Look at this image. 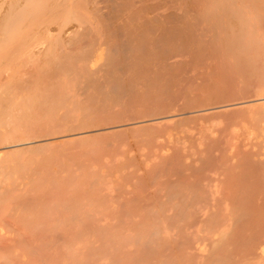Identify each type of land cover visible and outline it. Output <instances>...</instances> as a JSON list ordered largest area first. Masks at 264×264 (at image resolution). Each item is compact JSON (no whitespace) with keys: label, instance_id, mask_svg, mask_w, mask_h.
<instances>
[{"label":"bare ground","instance_id":"bare-ground-1","mask_svg":"<svg viewBox=\"0 0 264 264\" xmlns=\"http://www.w3.org/2000/svg\"><path fill=\"white\" fill-rule=\"evenodd\" d=\"M18 7L0 152L29 157L0 165V264H264V0Z\"/></svg>","mask_w":264,"mask_h":264},{"label":"rangeland","instance_id":"rangeland-1","mask_svg":"<svg viewBox=\"0 0 264 264\" xmlns=\"http://www.w3.org/2000/svg\"><path fill=\"white\" fill-rule=\"evenodd\" d=\"M15 1H16V3H15ZM24 1V0H23ZM23 1H22V3H23ZM14 2V3H13ZM18 2H20L21 3V0H0V20H1V18H3L1 21H0V55H3L4 53H6V52H8V51H10V50H12V47L14 46V45H16L17 43H15V40L17 39V37H16V34H15V32L17 33L18 31H21V32H23V34H26V31H25V29L24 28H22V26L24 25V23H18L17 25H15L13 28H11V31H10V36L8 35V38H6V36H4L3 35V30H1L3 27H2V25H3V22L2 21H4L5 22V20L6 19H9V21L12 23L13 22V24H14V22H15V12H16V9H17V6H19L20 7V5L22 4H20V3H18ZM38 3H40V2H38ZM35 4V5H33V6H31V7H33V9H35L37 12H39V13H42L44 10H45V5H43V4ZM17 4V6H15V5ZM18 4H20V5H18ZM14 7V8H13ZM15 7H16V9H15ZM18 7V8H19ZM13 8V9H12ZM6 9V10H5ZM23 9H25V8H23ZM12 10H14L13 11V13H11L12 12ZM5 13V14H4ZM262 15H264V14H262ZM261 15V16H262ZM73 17V18H72ZM60 21H61V23H64V24H66L67 26L68 25H70V22L71 21H75V19H74V15H72V13H70V15H63V16H61V19H60ZM16 23V22H15ZM42 23V22H41ZM72 23V22H71ZM19 25V26H18ZM38 27H40V25L38 26ZM34 33V30H30V31H27V34H33ZM26 34V35H27ZM29 36V35H28ZM3 37H5L6 38V40H4L3 39ZM36 39L38 40V39H40V37H36ZM17 42V41H16ZM22 51H24V52H26L25 51V49L23 48L22 49ZM26 54V53H25ZM23 52H22V55L20 56V59H19V62L21 61V62H23V63H19L18 65H16L17 67L16 68H18V69H22V66H21V64H24L25 63V60H26V55H25ZM25 58H24V57ZM22 60H24V61H22ZM1 66H0V68L2 67V68H5V69H7L8 71H10L9 70V68L11 67V65L8 63H6V64H0ZM10 66V67H9ZM1 68V71H0V77L1 76H3V74L2 73H6V71L4 70L3 71V69ZM11 69V68H10ZM3 71V72H2ZM260 92V91H259ZM258 94V93H257ZM260 94H264L263 92H260ZM222 117L223 116H221V117H219L218 119H217V121L219 122V121H222L223 122V120L224 119H226V117H223V120H222ZM217 118V117H216ZM215 118V116L213 117V119H216ZM212 119V118H211ZM219 119H221V120H219ZM235 119V118H234ZM227 121H230V119H226ZM210 121H213V120H210ZM216 121V122H217ZM225 121V120H224ZM227 121H226V124H230V126H228V129L230 128L231 129V126L233 127H235V125H234V123L236 124V120H231L232 121V124H231V122L230 123H227ZM234 121V122H233ZM236 121V122H235ZM262 124L264 123V117H262ZM217 122V123H218ZM260 123H261V121H260ZM259 123V124H260ZM210 124H211V126H213L214 125V123L213 122H211V123H209V121L206 123V125H207V128L209 129H207V128H205V129H207L209 132L208 133H212L213 132V130L216 128V129H218V127H216L217 126V124L215 125V128H214V126H213V130L212 129H210L209 127H210ZM222 124V126H224L225 124L224 123H221V122H219L218 123V126H219V128L221 127L220 125ZM224 124V125H223ZM261 124V125H262ZM191 125H193V124H191ZM191 125H189V126H191ZM249 125H250V127L253 125V127L255 126L256 127V129L257 130H255V132H253V130L249 127ZM255 125H254V123L253 122H251V123H249V124H246L245 125V127H244V125L242 126V124L241 125H238L239 127H244L245 129V132L246 131H248L247 133H249L250 132V130H251V132L250 133H256V131H257V133L259 132V133H262V132H264V128H261V127H264V125H260V127H258L259 125L257 124V123H255ZM236 126H237V124H236ZM237 126V129H236V127L233 129L234 131L233 132H238V130L240 129V130H242L243 131V129L242 128H239ZM248 126V127H247ZM187 127H188V125H185L184 127H183V130H182V132L184 131V132H195L196 131V129H195V131H193V130H191V127L193 128L194 126H191V127H188V128H190V130H188L187 129ZM197 127V130L200 128V126L198 127L197 125L195 126V128ZM254 127V128H255ZM239 128V129H238ZM247 128V129H246ZM259 128H261V129H259ZM84 130L85 129H88V128H83ZM204 129V130H205ZM229 129V130H230ZM212 130V131H211ZM216 131V130H215ZM231 131H232V129H231ZM181 132V131H180ZM205 132V131H204ZM218 132V131H217ZM136 133V132H135ZM214 133H216V132H213V134ZM131 134H134V132H132ZM72 139H74V138H72L71 136H67V137H60V138H53V139H51L50 140V142H48V146L47 147H45L42 151L44 152H42V153H40L39 154V156L38 157H43L42 156V154L44 155V156H46L47 154L46 153H51L50 152V150L53 152L54 151V149H59V147L60 148H63V147H66V146H70L69 145V143L70 144H72L70 141H72ZM63 141H66V142H63ZM67 141H69V142H67ZM59 142H60V144H59ZM89 141H87L86 143H88ZM54 144H56V146H57V148H56V146H54ZM59 146H58V145ZM53 145V146H52ZM0 146H2V145H0ZM48 148V149H47ZM54 148V149H53ZM8 150V149H7ZM45 150V151H44ZM2 151L3 152H0V165L1 166H3V165H5V163L7 162V163H9V164H6V166H8V165H11V163L10 162H12V164H13V161L15 160H17V158H16V156H20V157H18V158H20L19 160H22L23 162H27V160L25 161L24 159H26L25 157H27L29 154L27 153V152H22V153H14V154H12V153H8V154H10V155H6V153H5V151H6V148H3L2 149ZM3 153V154H2ZM2 154V155H1ZM46 154V155H45ZM48 154V155H49ZM27 155V156H26ZM3 158H2V157ZM8 156H15V158L13 157H8ZM29 157V156H28ZM108 157H110L111 158V156H108ZM105 158H107V156L105 157ZM105 158L103 159V160H105ZM2 159V160H1ZM5 159V160H4ZM28 159V158H27ZM8 160H10L9 162H8ZM12 160V161H11ZM106 161V160H105ZM107 161H108V158H107ZM26 166H27V168H28V163L27 164H25ZM22 166L24 167V163H22ZM25 166V167H26ZM20 168V169H19ZM11 169H13V172H12V170ZM10 170H11V172H12V174H11V172L9 171V176H11V178H8L9 180H13V179H15V180H21V176H20V174L22 173L23 174V172L26 170V168L24 169V171H22L21 169V166H18V167H16V169H15V167L14 168H11ZM15 169V170H14ZM17 169H18V171H17ZM20 173V174H19ZM112 177L110 178V180L112 181ZM109 180V181H110ZM112 184H113V182H111ZM109 184L110 186H107L108 188L107 189H109L110 191L112 190V189H110L113 185L112 184ZM73 187H78V185L77 186H73ZM113 188V187H112ZM0 216L2 217L1 219H0V223H2V224H0V226H1V228H2V232H3V234L1 233L0 234V239H1V237H2V239H6V238H4L5 236H7V234L6 233H9V235H10V233L12 232V230H13V228H12V226L11 225H9V224H12V225H17V223H16V220H15V217H17V214H14L15 215V217H14V215L13 214H10L9 212H8V209H6V207L4 206V207H2V208H0ZM9 213V214H6V213ZM6 214V215H5ZM12 216V217H11ZM7 219L9 220V219H11V220H9V222L7 221ZM12 219H13V221H12ZM10 221H12V222H10ZM5 223V224H4ZM11 226V227H10ZM13 226V227H14ZM9 227H10V230H9ZM8 238V237H7Z\"/></svg>","mask_w":264,"mask_h":264}]
</instances>
